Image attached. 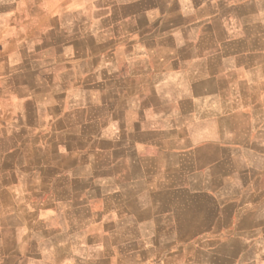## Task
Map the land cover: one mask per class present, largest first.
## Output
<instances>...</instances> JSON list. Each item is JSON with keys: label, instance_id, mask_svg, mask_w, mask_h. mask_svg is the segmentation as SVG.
Wrapping results in <instances>:
<instances>
[{"label": "crops", "instance_id": "crops-1", "mask_svg": "<svg viewBox=\"0 0 264 264\" xmlns=\"http://www.w3.org/2000/svg\"><path fill=\"white\" fill-rule=\"evenodd\" d=\"M0 264H264V0H0Z\"/></svg>", "mask_w": 264, "mask_h": 264}]
</instances>
